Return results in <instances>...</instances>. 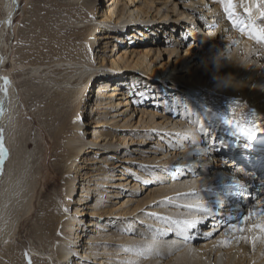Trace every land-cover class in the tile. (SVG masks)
I'll return each mask as SVG.
<instances>
[{
    "label": "bare ground",
    "instance_id": "bare-ground-1",
    "mask_svg": "<svg viewBox=\"0 0 264 264\" xmlns=\"http://www.w3.org/2000/svg\"><path fill=\"white\" fill-rule=\"evenodd\" d=\"M45 1L51 5L53 0ZM107 1L110 6L102 9L101 12L97 11L95 18L88 19L87 21L90 22L88 26L80 27L77 26L78 21H75L74 18L84 20L88 0H79L77 4L65 3L64 7H67L65 8L68 14L64 15L65 18L57 23L67 20L74 21L75 27L69 29V32H74V34L62 41L63 51L53 55L47 62H38L31 66L32 75L51 74L52 77L63 75L55 83L64 84V89L57 86L49 102L50 107L54 106L49 113L50 121L46 126L49 130L52 147L50 170L53 176L50 178L47 176L41 181L42 195H47V197L42 201L38 211L33 234L39 238L42 248L39 250L32 247L33 260L38 264H64V261L66 262L69 258L71 262L67 264H188L185 260L192 258L196 264H264V234L259 230L253 232L246 230L243 233L229 231L233 225L247 229L264 219V216L261 215L262 209H264V195L249 207H244L241 204L248 193L259 192V186L264 188V137L256 135L252 140H247L242 136L241 140L235 142L234 138L237 134H231L233 137L229 135L221 146L213 147L210 141L203 139V136L199 134L198 128L192 129L189 125H185V129L182 131L178 121L174 123L172 120L170 123L157 121L153 110L144 108L142 105L132 104L128 99V94L121 88L122 84L116 78L117 74L111 75L109 70L133 71L137 73H135L136 75L149 74L158 80L164 75L170 63V56L163 60L161 48L149 45L150 40H142V37L148 36L146 30L137 31V26L124 28L119 23L124 16L123 21L132 22L147 17L153 13L152 8L156 13H159L161 6H156L154 0H140L141 5H138L139 2L134 0ZM208 2L217 4L222 3V0H208ZM120 3L121 7L116 9V5ZM223 3H228V0H223ZM232 3L236 17L241 22V27L249 30L252 27L257 30L264 29V15H259L264 12V0H232ZM19 4L20 0H0V78H6L2 69L5 31L12 24ZM163 4H166V0ZM57 5H61V3H57ZM175 5L173 8L176 7ZM135 11L137 13L134 15ZM180 13L183 16L184 14H186L185 16L194 14L193 12L185 13V11H180ZM214 14H218V29L227 26L228 22L233 28V23L228 19L225 11ZM35 18L36 20L29 25L32 27V31H35L36 37L42 38L48 30L43 27L44 20L37 12ZM89 32L92 35L88 39ZM126 33H128L131 45L122 47V43L126 40L121 36ZM233 33L234 37L237 36L239 43L229 53L225 55L218 53L212 59L206 58L204 65L193 58L192 61L195 60L194 69L189 75L183 79L182 76L173 74V79L181 80L184 90L193 98L196 99L200 96V104L210 102L211 106H206L209 113L214 111V114L218 115L219 108H216L220 102V104H225L227 109L232 106L237 107L243 112H248L245 114L246 116L253 117L255 114L253 118L264 119V62L258 63L259 59L264 58V41H258L248 33H242L239 30L233 31ZM92 41L99 42V44L95 46L96 52L94 51L92 54L95 57L91 63L90 56L86 51L90 49ZM110 42L113 43L114 48H105ZM240 42L242 43L240 44ZM238 44L240 45L239 49L237 48ZM176 50L178 51L177 48H174L172 51ZM187 53L188 48L185 49L183 55H177V58L172 61L174 64L169 66L165 75H171L177 69L179 66L176 65L177 62L178 64L183 62L182 68H187ZM217 58H225V62L215 65L214 69H217V73L214 74L212 66ZM74 64H82L83 67L90 66L94 72L82 77L87 73L86 69L76 68ZM199 65L201 67L197 71ZM135 74L131 77H134ZM89 81L92 86L87 85ZM86 86H88L87 91L85 90ZM204 86L213 88L214 91L210 93L202 90ZM73 87L77 89L72 90ZM213 96L214 98H212ZM113 98L117 100L113 101ZM0 101H3L4 109L3 114H0V130H2L4 146L7 150L6 162L3 165L2 173H0V241H2L9 226L7 218L9 210L25 203L27 199L32 162L30 152L21 153L15 142L7 136L13 122L15 93L12 84L10 85L9 82L5 84L2 79H0ZM74 101L76 102L75 108H71ZM255 102L257 103L255 104ZM79 105L81 108L86 107L85 115L74 116ZM251 105H255L253 109L250 108ZM112 107L114 109L110 111L109 108ZM222 107L224 106L222 105ZM69 108L70 110H68ZM128 110L131 111L129 116L126 115ZM104 115L109 116L106 118ZM84 116L89 120L84 121ZM81 117L83 118L82 123L79 122ZM134 118L137 119L132 121ZM109 125L112 127L96 130V127ZM122 125L130 126V131L120 132L119 129ZM170 125L174 126L168 128ZM151 129L179 133L183 139L187 135H191L187 139V147H189L187 154L180 156L184 150L176 151L164 162H160L165 164L167 170L172 165L175 166L174 170L176 169L181 174H185L187 168L194 170L197 167L196 164H193L196 157V160H205V164L199 166V168L201 167L199 173L202 176L183 181L174 180V177L169 176L170 183L167 186L162 189H150L147 192V197L150 198L149 202L159 203L160 207L145 211L151 213L150 217H146V220L136 213L142 204V199L137 198L141 184L136 183L138 180L136 176L128 173H113L112 170L103 171L100 166L88 168L93 172L85 170V168L88 163L96 161L94 158L92 160L88 157V153L95 152L90 145H99V142L105 141L103 144L104 155L99 163L103 162V166L111 169L120 167L119 170L123 171L122 167H126V163L133 162L135 158L115 147L141 143L148 138V131ZM190 130L196 131L195 135L189 134ZM230 142L235 145L231 146ZM115 149L116 152L112 154L111 152ZM220 149H228L230 159L220 160ZM132 150L136 149L132 148ZM12 155H14V159H12ZM108 156L113 159H108ZM231 165L234 167H230ZM210 166L212 169L209 170ZM180 169L181 171H179ZM63 170H66L67 175L71 173V177L60 183L59 177ZM135 172L138 173L136 170ZM190 172L187 174L188 176L191 175ZM142 176L144 180H149L144 174ZM108 178L118 179V181L110 182ZM79 186H81V192L76 197L77 194L74 193L73 187L78 189ZM112 186L133 191L128 193L129 198L120 201L114 198L116 193L110 194L112 189L104 191V187ZM137 187H139L138 190H136ZM180 191L189 194V196L177 198L180 200L177 203L179 206H187L186 212L176 213V211L168 209L169 207L167 206V208L164 203L167 200L163 199L162 201V198L154 202L158 199L155 197L156 195L161 196ZM112 195L114 197H111ZM85 196H88V199H84ZM106 201H113L117 205L114 206L115 204L111 202L104 204ZM133 202L135 204L132 205ZM205 209H207L206 212ZM238 210L240 212L237 213ZM252 211H255L257 215L246 223L242 222V219L238 222H227L232 219L231 217H238L242 213L247 216ZM231 213L233 216H230ZM102 214L107 217L114 215V219L124 218L123 226L120 230H96V228L104 226V224L94 221ZM138 219L158 225L160 238L157 239L153 235L147 237L148 232L142 234L141 238H134L131 231L135 225L134 221ZM188 219L201 222L204 219H209L205 227H199L198 224L194 229L195 232L200 229L199 234L196 233L199 236H213L222 222L225 224V228H222L209 240L196 243L189 240L186 242L184 236H188L189 232L192 233L193 230L185 231L182 224L177 225L173 221L182 222ZM112 223L115 222L112 221ZM88 227L92 228L91 231H95V233L88 232ZM170 233L172 235L179 233L180 236L178 239L175 238V235L168 238ZM241 235L258 237V239L250 242L236 239ZM224 239L230 240L228 246L220 243ZM113 242L121 243L122 246L117 249L111 247L109 244ZM115 249L117 253H114ZM72 252L73 255H71ZM144 255H149V257L140 259Z\"/></svg>",
    "mask_w": 264,
    "mask_h": 264
},
{
    "label": "rangeland",
    "instance_id": "rangeland-1",
    "mask_svg": "<svg viewBox=\"0 0 264 264\" xmlns=\"http://www.w3.org/2000/svg\"><path fill=\"white\" fill-rule=\"evenodd\" d=\"M134 1L137 3L139 2L138 5H141L140 0ZM154 1L156 6H161L159 13H156L154 8H152L151 11L153 13L147 17L132 22L123 21L125 18L124 16L121 18L119 24L124 26V28L127 26H137V31H141L142 29L144 31L146 30V34L148 36L142 37V40H150L149 45L152 47L161 48V58L165 60L167 59V56H170V63L168 64L164 75H162V77L158 80L149 74L141 73L136 75L137 73L133 71H120L116 69L109 70V74H117L116 78H118L121 82L122 85L120 86H122L121 88L124 89L125 93L128 94V99L130 102L132 104L142 105L144 108L146 107L147 109L153 110L155 112V119L157 121H164V123H170L171 120L173 123L178 121L180 124V130L182 131L185 129V125H189L190 128L192 127V129L198 128L199 131H197L199 134L203 136V139L210 141L213 147L221 146L223 141L226 140L229 135L237 134V129L235 127L226 125L223 121V117H227L233 121L240 120L245 126H258L260 128H264V119L258 120L253 118L254 115L253 117L250 115L246 116L245 114L248 112H243L237 107L232 106L231 108L227 109V106L225 104H220V102L217 104L216 108H219V114H214V111L209 113L208 107L206 108V106H211L210 102H207L206 104H200V96L196 99L193 98L191 94L186 93L187 91L184 90L181 80L175 81L173 79V74L176 76H182L183 79L189 75V73L194 69L193 65L195 60L192 61L193 58H196L201 64H203L206 58L210 57L212 59L218 53L225 55L229 53L234 47H236L237 43H239L237 42V36L234 37L233 31L238 30L234 25L233 28H231L230 23L228 22L227 26L218 29V14L214 13L224 12L222 3H207L208 0H201V2H199V0H166V4H163L165 0ZM69 2L77 4L79 0H53L51 1V5H49V2H46L45 0H20V4L14 15L12 24L8 30L5 31V45L2 51L4 65L2 69L3 73L6 74L8 82L10 85L12 84V89L15 93V105L12 114L13 122L9 128L7 136L9 139L15 142L17 149L20 150L21 153L24 154V152H30L32 167L30 168L29 172V191L25 203L15 207L12 210H9L7 216L9 220V226L7 227L5 237L2 241H0V264H26L25 253H27L31 258V264H38L33 260L31 250L33 246L39 250H41L42 247L40 246L39 238L33 234V227L35 226L38 219V211L42 205V201H44V199L47 197V195H42L41 181L47 176H49V178L53 176V173L50 170V155L52 147L49 137V130H47L46 126L50 121L49 113L51 109L54 108V106L50 107L49 102L53 93L56 91L57 86H59L61 89H64V84L55 83L63 75H56L54 77H52L51 74L32 75L31 66L34 63L42 61L47 62L53 55L63 51L62 41L67 40L69 36L74 34V32H69V29L75 27L73 23L74 21L70 22L67 20L57 23V21L62 20L68 14L66 9L67 7L65 6V8L64 5L65 3ZM57 3H61V5L58 6ZM174 4H176L175 8H173ZM108 6L110 5L108 4L107 0H88L86 4L84 20L81 21V18H74L75 21H78L77 26H88L90 22L87 20L95 18L97 16V11L101 12L102 9L107 8ZM119 7H121V3L116 5V9ZM180 11H185V13L189 14L193 12L194 14H190L192 16H185L186 14H184L183 16ZM36 12L41 17V19L44 20L43 27L47 28L48 30L47 34L42 38L36 37L35 31H32V27L29 25V23L36 20ZM136 13L137 12L135 11L134 15ZM259 15H261V13H259ZM140 16L141 15L139 14V17ZM128 31L129 29L127 32ZM95 33L98 34L97 32ZM91 35L92 34L89 32L88 39ZM127 35L128 33L121 36V38L123 37L124 40L128 41V43H126V41L123 42L122 47L131 45V42L129 41L130 38ZM92 43L93 44H91L90 49L86 51V53L90 56L89 58L91 59V63L95 57L92 55L95 51V46H97L99 42L94 43V41H92ZM241 43L242 42H240V44ZM112 44L113 43L111 42L108 43L105 48L113 49L114 46ZM174 48H177L178 51H172ZM186 48H188L186 61L188 63V67L182 68V64L184 63L181 62L178 64L177 62L176 65H179L177 69L171 75H165L169 70V66L174 64L172 61L177 58V55H183ZM237 48H240L239 44ZM189 55L191 56L189 57ZM221 62L224 64L225 58L216 59V62L212 66L214 74L217 73V69H214L215 65L217 63L220 64ZM263 62L264 58L258 60L259 64H262ZM74 66L76 68L79 67L80 69H86L87 73L82 77L94 72V69L91 70L90 66L83 67L82 64H74ZM200 67L201 66L199 65L197 71L200 69ZM190 68L192 69L190 70ZM133 74H135L134 77H131ZM208 82L209 80L207 83ZM87 85L92 86L91 81H89ZM88 86H86V91ZM75 89L77 88H72V90ZM202 90L209 91L210 93L214 91L213 88H209L208 86H204ZM212 98H214V96ZM112 100L116 101L117 99L113 98ZM256 103L257 102H255V104ZM75 104L76 102L74 101L71 104V108H75ZM222 105L224 107H222ZM259 105L261 106V103ZM254 106L255 105H251L250 108L253 109ZM78 108L79 109L78 111H75L74 116L79 114L85 115V111L87 110L86 107L81 108L79 105ZM113 109V107L109 108L110 111H113ZM68 110H70V108ZM127 112L128 113L126 115L129 116L131 111L128 110ZM255 112L257 113V111ZM108 116L109 115H104L106 118H108ZM136 119L137 118H134L132 121ZM88 120L89 118L84 116V121ZM122 122H120V124H122ZM201 125H203V127ZM173 126L174 125H170L168 128H172ZM175 126L177 125L175 124ZM108 127H112V125L96 127V130L105 129ZM129 128L130 126L122 125L119 130L120 132L127 133L130 131ZM194 132L196 131L190 130L189 134L192 133L195 135ZM148 133V138L143 140L141 143L115 147L122 149L124 153L126 152L135 158L133 162H127L126 167H122L123 171L119 170L120 167L111 169L107 168L105 165L103 166V162L99 163V160H101L102 156L104 155L105 148L103 147V144L105 141L99 142V145L89 144L92 146L95 152L88 153V157L90 159L92 158V160L94 158L96 161L94 163H88L85 168V170L93 172V170L88 168L92 166H100L103 168V171L112 170L113 173H128L130 175L136 176L138 179L136 180V183L141 184V188L139 189L140 191L137 193V198L142 199V204L136 213L141 215L146 220V217H150L149 215H151V213L145 211L154 207H160L159 203L157 204L152 203L151 201L149 202L150 198L147 197V192L150 189H162L163 187L167 186V184L170 183V180H168L169 176L174 177V180L179 179V181H183L185 179L192 180L202 176L199 173L201 171V167L199 168V166H203V164H205V160H196V157L195 163H193L197 166L194 168L196 171L187 168V172L184 171L186 173L181 174L177 172L176 169L174 170L175 166L173 165L169 167L170 170H167L165 168V164L160 162H164L176 151L178 152L184 150L180 156L187 154L189 149V147H187V139L191 137V135H187L186 138L183 139L181 134L175 132L168 133L162 130L151 129L148 131ZM257 135L264 137V132L258 133ZM242 136L243 135L237 134L234 138V141L238 142V140H241ZM229 144H231V146L235 145L233 142H230ZM171 146L175 147L172 148ZM132 148L136 150H132ZM228 151V149H220L219 159H230L231 156ZM115 152L116 149L111 153L114 154ZM192 155L194 156L196 154ZM12 159H14V155H12ZM108 159H113V157L108 156ZM230 167L234 166L231 165ZM210 169H212L211 166L209 167V170ZM135 170L138 171V173H136ZM179 171H181V169ZM189 172L191 175L188 176L187 174ZM142 174H144L149 180H144ZM178 174L180 175V178H178ZM70 175L71 173L67 175L66 170H63V172L60 174L59 182L62 183L71 177ZM108 180L110 182L118 181V179L114 178H108ZM80 187L81 186H79L78 189L73 187L75 189L74 193L77 194L76 197L81 192ZM145 187L146 189H144ZM104 188V191L112 189L113 191L110 192V194L116 193V195H114L115 197L113 195L111 197H114L116 200L120 201H125V199L129 198L128 193H132L133 191L115 186ZM138 188L139 187H137L136 190H138ZM258 188L260 190L259 192H250L246 195V197L243 198L244 202H241V204H243L242 206L249 207L250 205L254 204L259 199V197L264 195V188L262 186H259ZM181 196L186 197L189 196V194L187 192L180 191L167 195H156L155 197H158V199H156L154 202H157L162 198V201L163 199L167 200L164 203L166 207H169H167L168 209H172V211H176V213H183L187 211V206H179V204H177L179 200H177V198H180ZM84 199H88V196H85ZM110 202L115 204L114 206L117 205L113 201H106L104 204ZM133 204L135 203L133 202L132 205ZM238 212H240V210H238L237 213ZM113 216L114 215L107 217L106 215L102 214L101 216L95 218L94 221L104 224L103 227H98L96 230H120V228L123 226L122 222L125 220L121 217L119 219H114ZM230 216H233V213H231ZM245 216V213H242L238 217H231L232 219H229L227 222H238L241 219L243 220ZM141 220L142 219H138L134 221L135 225H133V230L131 231V235L134 238H141L142 234L145 232H148L149 234L147 237L153 235L154 237L156 236L157 239L160 238L158 236L160 231L158 225ZM208 220L209 219H204V222H200L199 227H205ZM112 221L115 223H112ZM218 228L219 229L217 232H214L215 234L219 233L222 228H225V224L223 222L220 223ZM91 229L92 228L88 227V232L95 233V231H91ZM93 229L95 228L93 227ZM199 230H196V232L195 230L192 231L191 236H189L188 239L190 242H202L215 236V234H212L213 236L196 235V233L199 234ZM174 235L176 239H178V236H180L179 233ZM174 235L170 233L167 237L169 238ZM109 245L116 249L122 246L121 243L117 242L110 243ZM116 249L114 253H117ZM119 254L121 255L123 253ZM71 255H73V252ZM148 257L149 255H144L140 259H147ZM185 261H187L188 264H196L192 258H188ZM69 262H71L70 258L67 259L66 262L64 261V264Z\"/></svg>",
    "mask_w": 264,
    "mask_h": 264
},
{
    "label": "snow or ice",
    "instance_id": "snow-or-ice-1",
    "mask_svg": "<svg viewBox=\"0 0 264 264\" xmlns=\"http://www.w3.org/2000/svg\"><path fill=\"white\" fill-rule=\"evenodd\" d=\"M222 6L224 8L226 15L228 16V19L233 23V25L239 31H241L242 33H248L249 35H251L252 38L257 39L258 41H264V29L257 30L254 27H252L249 30L248 28L241 27V22L239 21V18L236 17V13L233 10L234 5L232 3V0H228V3H226V4H224L223 0H222ZM261 15H264V12H262ZM9 23H10V21H9ZM0 79H2L5 84L8 83L7 78H0ZM5 95H6V92H5ZM3 111H4L3 101H0V114H3ZM253 115L255 116V114H253ZM223 121L226 125L231 126V127H235L237 129V134L243 135L247 140H252L258 133L264 132V128H260L258 126H246V130H241L238 123L234 122L233 120H231L227 117H223ZM73 122L76 123L77 121H73ZM79 122H81V123L83 122L82 117L79 119ZM201 126L203 127V125H201ZM6 157H7V150L4 146L2 130H0V173H2V171H3V165L6 162ZM66 211H70V210H66ZM204 211L206 212L207 209H205ZM256 215H257V213L255 211L249 212V214L243 218L242 222L246 223L250 218H252ZM261 215L264 216V209H262ZM200 222L201 221L195 220V219H188V220H184L182 222L181 221H173L174 224H177V225L182 224L183 229L185 231H187L188 229L194 230ZM246 230L248 232H253L254 230H259L260 233L264 234V219H262L259 223L251 225L247 229H245L239 225H233L229 229V231L232 233H243ZM190 235H191V233L189 232L188 236H184V239L186 242L189 239ZM236 239L244 240L246 242H250V241H253L255 239H258V237H248V236L241 235V236L236 237ZM220 243H222L224 246H228L230 243V240L224 239ZM189 251H191V249H189ZM25 259H26V264H31V258L28 256L27 253H25Z\"/></svg>",
    "mask_w": 264,
    "mask_h": 264
},
{
    "label": "clouds",
    "instance_id": "clouds-1",
    "mask_svg": "<svg viewBox=\"0 0 264 264\" xmlns=\"http://www.w3.org/2000/svg\"><path fill=\"white\" fill-rule=\"evenodd\" d=\"M234 122H236V123H238V124H239V126H240L241 130H246V126L243 124V122H242V121H240V120H237V121H234Z\"/></svg>",
    "mask_w": 264,
    "mask_h": 264
}]
</instances>
